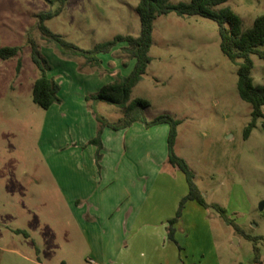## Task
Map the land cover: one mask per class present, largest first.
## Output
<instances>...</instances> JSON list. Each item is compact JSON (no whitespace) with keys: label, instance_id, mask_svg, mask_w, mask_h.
I'll use <instances>...</instances> for the list:
<instances>
[{"label":"rangeland","instance_id":"obj_1","mask_svg":"<svg viewBox=\"0 0 264 264\" xmlns=\"http://www.w3.org/2000/svg\"><path fill=\"white\" fill-rule=\"evenodd\" d=\"M50 1L0 0V49L18 48L17 55L0 58V264H100L96 248L85 242L81 226L53 177L56 166L65 175L66 162H71L67 150H61L65 146V128L74 124L76 131L84 132L89 126L81 117L77 122L72 116L65 120L54 117L56 110H42L32 102L39 71L32 62L29 41L45 59L47 75L59 86L63 83L59 95L61 103L64 101L62 109L69 107L65 102L71 97L97 92L92 81H86L93 73L112 66L126 76L132 66L128 67L130 61L119 52V46L101 56L103 66L99 70L87 67L82 58L61 56L42 40L38 29L37 15L59 6ZM138 1L67 0L61 13L43 24L66 42L90 50L117 35L138 36ZM226 7L239 17L243 30L264 15V0H228L215 10ZM219 42L217 25L211 20L180 18L174 13L157 17L148 52L150 63L142 80L131 90L129 100L148 103L144 113L147 121L167 114L180 122L175 154L187 163L208 205L203 208L206 215L184 211L180 237L187 251L198 247L197 236L188 237L187 229L194 225L202 228L208 222L217 264H255L264 257L263 121H256L248 138H243L251 120V107L237 94V66L221 53ZM251 60L253 84L264 86V60L256 56ZM85 104L97 131L98 124L86 101ZM95 110L111 123L122 117L120 108L104 102L98 103ZM167 132L168 127L162 125L152 128L146 136L152 138L153 163H162L157 175L173 178L175 169L166 161ZM137 142L141 144L139 139ZM161 156L163 162H158ZM139 160L143 155L137 153L141 170ZM158 187L170 196L177 191L176 184ZM82 203L77 200L73 208H80ZM212 205L224 209L234 225L251 239L227 225ZM16 230L27 236L16 234ZM167 239L172 241L168 236ZM198 240L202 249L203 232ZM200 262L208 264L202 258Z\"/></svg>","mask_w":264,"mask_h":264},{"label":"crops","instance_id":"obj_2","mask_svg":"<svg viewBox=\"0 0 264 264\" xmlns=\"http://www.w3.org/2000/svg\"><path fill=\"white\" fill-rule=\"evenodd\" d=\"M101 56L98 55V58L101 59ZM131 66L132 61L128 63V67ZM103 68L101 73H93L86 79L92 81L95 91L111 83L115 74L124 76L115 67L110 66L107 70ZM68 83L70 91L72 82ZM62 88L63 83L60 84L58 97ZM71 99L65 102L69 103L67 109H62L63 101L59 107L54 104L47 110L53 108L58 112L53 114L54 117L63 120L72 116V120L77 122L81 117L89 127L84 132L76 131L74 124L70 129L65 128V146L61 150H67L71 162H66L65 168L68 170H65V175L56 166V175L53 177L70 205L75 221L81 226L85 242L96 248L99 263L200 264L202 258L208 264H217L215 244L208 222L203 223L202 228L194 225L187 229L188 237L192 234L197 236L199 248L193 247L194 251L188 252L180 237L183 227L180 222L186 209L198 215H206L204 209L195 202L187 201L184 204L180 218L173 225V239H167V221L173 218L179 201L187 193V187L183 175L176 169L173 178L157 175L162 163H153L152 138L146 135L150 134L152 128L162 125L149 128L151 130L147 133L144 130L148 129L140 123L119 131L103 129L101 159L99 170H96V148L87 144L94 137L96 125L87 111L85 96L79 94ZM138 139L141 144H138ZM137 153L143 155V160H139L141 170L136 161ZM162 157L158 162L163 160ZM173 184L177 185V191L171 196L158 187ZM77 200L83 203L80 208L74 209L72 204ZM195 231L199 234H195ZM201 232L204 238L202 249L198 240ZM263 262L264 257L255 264Z\"/></svg>","mask_w":264,"mask_h":264},{"label":"trees","instance_id":"obj_3","mask_svg":"<svg viewBox=\"0 0 264 264\" xmlns=\"http://www.w3.org/2000/svg\"><path fill=\"white\" fill-rule=\"evenodd\" d=\"M228 0H189L172 5L170 0H139L135 13L139 19V34L137 37L117 35L112 40L94 46L90 50H81L74 44L66 42L61 36L51 33L45 26L44 21L51 19L61 13L67 0H52L59 3V6L52 12L38 14V29L42 40L48 45H52L61 56L66 58L79 57L84 60V64L90 68H100L102 61L98 55H105L119 46V52L127 55L129 61H133L132 68L126 76L115 74L113 81L100 87L92 95L85 97V101L90 108L95 121L98 124L96 135L88 141L87 144L93 145L95 151V163L99 170V161L101 159V134L105 128L112 131L124 130L134 123L142 124L146 129L158 125L168 127L166 149L167 163L181 172L184 177L187 193L179 201L175 216L168 221L166 228L167 236L173 239V225L181 216L184 204L187 201L195 202L202 208H208L204 202L199 190L193 182V175L190 172L187 163L179 158L174 151L177 137V126L179 121L173 119L167 114L157 115L147 121L144 113L149 105L142 99L129 100L131 90L142 80L146 68L150 63L148 55L151 47V35L153 24L157 17L166 16L174 13L177 17H193L208 19L217 25L219 36V49L229 62L237 66L236 70V90L241 101L251 107V120L245 127L243 138L247 139L250 132L255 127L256 121L261 119L262 130L264 132V86L254 85L251 78L253 62L251 56H256L264 60V15L257 17L252 26L248 29H242V23L239 17L228 7L215 10L216 7L226 3ZM31 49V58L33 64L39 71V76L35 80L32 89V102L42 110L49 109L54 104H60L58 97L60 90L59 84L47 75L49 67L45 59L39 54L36 45L29 41ZM18 48L4 47L0 49V58L5 60L17 55ZM125 65V64H123ZM83 68V67H82ZM104 102L116 106L122 110V117L115 122H108L97 114L95 107L98 103ZM212 207L219 212L221 219L227 224L234 227L237 233L242 234L245 238L251 239L243 234L228 218L226 211L216 205ZM16 234L27 236L23 231H15ZM258 263V261H256Z\"/></svg>","mask_w":264,"mask_h":264},{"label":"built area","instance_id":"obj_4","mask_svg":"<svg viewBox=\"0 0 264 264\" xmlns=\"http://www.w3.org/2000/svg\"><path fill=\"white\" fill-rule=\"evenodd\" d=\"M260 264H264V262L263 263H260Z\"/></svg>","mask_w":264,"mask_h":264}]
</instances>
